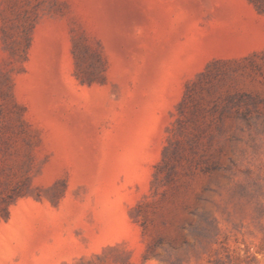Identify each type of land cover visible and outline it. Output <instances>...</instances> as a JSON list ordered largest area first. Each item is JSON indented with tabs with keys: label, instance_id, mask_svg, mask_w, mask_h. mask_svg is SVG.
Returning a JSON list of instances; mask_svg holds the SVG:
<instances>
[{
	"label": "rangeland",
	"instance_id": "obj_1",
	"mask_svg": "<svg viewBox=\"0 0 264 264\" xmlns=\"http://www.w3.org/2000/svg\"><path fill=\"white\" fill-rule=\"evenodd\" d=\"M0 264H264V0H0Z\"/></svg>",
	"mask_w": 264,
	"mask_h": 264
}]
</instances>
